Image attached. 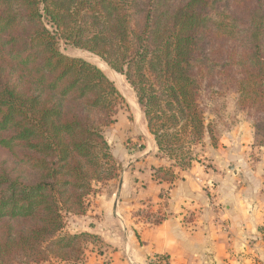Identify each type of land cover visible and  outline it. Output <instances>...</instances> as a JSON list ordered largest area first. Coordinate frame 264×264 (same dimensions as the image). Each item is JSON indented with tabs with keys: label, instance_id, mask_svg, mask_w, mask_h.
Listing matches in <instances>:
<instances>
[{
	"label": "trees",
	"instance_id": "1",
	"mask_svg": "<svg viewBox=\"0 0 264 264\" xmlns=\"http://www.w3.org/2000/svg\"><path fill=\"white\" fill-rule=\"evenodd\" d=\"M61 42L125 76L170 188L206 135L217 145L202 101L217 75L264 136V0H0V264L82 261L99 237L66 231L67 217L119 175L106 129L125 99Z\"/></svg>",
	"mask_w": 264,
	"mask_h": 264
},
{
	"label": "crops",
	"instance_id": "2",
	"mask_svg": "<svg viewBox=\"0 0 264 264\" xmlns=\"http://www.w3.org/2000/svg\"><path fill=\"white\" fill-rule=\"evenodd\" d=\"M211 146L208 158L218 157L213 161L218 170H206L195 160L186 170L175 168L178 179L172 188L154 177V167L168 166L156 157L155 142L150 150L143 147L137 166L89 197L88 215L75 216L82 220L79 231L95 233L114 246L111 264H147L155 253L169 254L170 264H264V164L253 161L243 144L223 155ZM208 180L217 184L219 208L208 207ZM168 188L170 194L162 200L161 192ZM146 209L163 218L143 226L138 219ZM86 264L101 263L91 258Z\"/></svg>",
	"mask_w": 264,
	"mask_h": 264
},
{
	"label": "rangeland",
	"instance_id": "3",
	"mask_svg": "<svg viewBox=\"0 0 264 264\" xmlns=\"http://www.w3.org/2000/svg\"><path fill=\"white\" fill-rule=\"evenodd\" d=\"M60 47L66 54L83 57L98 65L115 83L119 92L125 99V103L121 106L116 116V122L106 129V137L111 146L112 153L117 164L120 165L119 175L116 178L118 179L124 170L130 169L131 166H137V162L142 159L141 157L137 160V156L143 152V147L150 150L154 142L151 135H149L146 119L138 105L136 95L125 76L112 70L99 56L89 51L66 45L64 42L60 43ZM208 84L209 85H207L203 91L202 101L205 108L207 123H210L214 138L216 139L217 149L220 151L217 153L223 155L236 144H243L247 147L249 154L251 153L250 156L253 158V161L258 160L264 164V136H257L254 126V112L251 111L247 105L245 106L239 102V93L233 81L222 75H217L215 79ZM236 138L239 139L236 140ZM240 138H243V141H240ZM211 145L212 141L209 135H206L201 143L193 147V150L195 152L196 161L201 160L205 169H210L209 171L212 172L213 170H218L213 163V161H216L215 158L218 157L208 158L209 154H213L214 150ZM205 153L208 154L207 157H205ZM8 158L9 154L1 149L0 160ZM233 166L234 163L231 162L228 169H232ZM216 187L217 184L215 181L208 180L204 183V189L210 202L208 207H221V203H219L217 199L218 191ZM103 188V185H98L97 192L90 196L102 193ZM89 197L87 199H89ZM87 202L89 203V201ZM88 211L81 216H87ZM212 212L214 213L213 209ZM75 216L81 218V216L78 215H68L65 227L66 231L71 233L82 232L79 231L82 220H78ZM78 222L80 224H78ZM260 242L264 246V238H262ZM114 250V246L107 245L99 237L98 240L87 245L83 260L80 262H62L53 259L41 264H86L91 258L93 261L96 259L101 264H111V253ZM261 257L262 256L258 257V259L260 258L259 262L262 261Z\"/></svg>",
	"mask_w": 264,
	"mask_h": 264
},
{
	"label": "built area",
	"instance_id": "4",
	"mask_svg": "<svg viewBox=\"0 0 264 264\" xmlns=\"http://www.w3.org/2000/svg\"><path fill=\"white\" fill-rule=\"evenodd\" d=\"M170 194V188L165 189L162 192V200H166L168 198ZM142 215L139 216V222L143 224V226H151L153 224L156 223L157 220H161V218H163L161 213H154V212H150L148 211V209H146L145 211H142L141 213Z\"/></svg>",
	"mask_w": 264,
	"mask_h": 264
}]
</instances>
